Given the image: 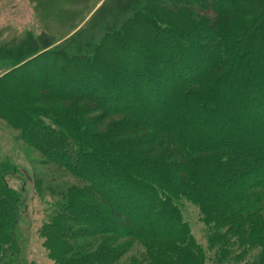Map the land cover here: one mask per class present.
<instances>
[{"label": "trees", "instance_id": "1", "mask_svg": "<svg viewBox=\"0 0 264 264\" xmlns=\"http://www.w3.org/2000/svg\"><path fill=\"white\" fill-rule=\"evenodd\" d=\"M0 121L73 179L30 178L56 197L26 263L0 161V264H264V0H142L92 49L0 73Z\"/></svg>", "mask_w": 264, "mask_h": 264}, {"label": "rangeland", "instance_id": "2", "mask_svg": "<svg viewBox=\"0 0 264 264\" xmlns=\"http://www.w3.org/2000/svg\"><path fill=\"white\" fill-rule=\"evenodd\" d=\"M51 2L0 0V73L53 46H62L70 54H82L142 6V0H60L57 6ZM7 158L17 168V179L9 176L8 180L24 190L17 225L22 258L26 263L43 262L47 256L38 230L56 195L51 197L46 191L37 196L30 178L34 173L44 174L47 183L60 187L71 184L73 179L53 166L42 165L39 156L24 147L15 132L0 121V161ZM183 214L195 237L200 238L195 208L185 203Z\"/></svg>", "mask_w": 264, "mask_h": 264}]
</instances>
